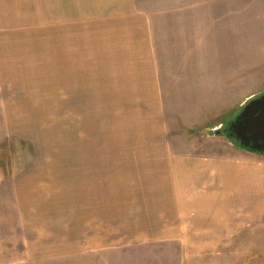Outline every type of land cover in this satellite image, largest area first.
Here are the masks:
<instances>
[{
  "label": "crops",
  "instance_id": "crops-1",
  "mask_svg": "<svg viewBox=\"0 0 264 264\" xmlns=\"http://www.w3.org/2000/svg\"><path fill=\"white\" fill-rule=\"evenodd\" d=\"M180 10L0 0V116L34 123L18 133H47L50 123L52 161L24 175L25 194L51 189L41 217L56 222L34 232L66 231L47 258L104 251L113 234L121 248L264 249V155L241 145L203 152L173 136L188 132L173 128L167 108L163 42L178 34L162 23Z\"/></svg>",
  "mask_w": 264,
  "mask_h": 264
},
{
  "label": "rangeland",
  "instance_id": "rangeland-1",
  "mask_svg": "<svg viewBox=\"0 0 264 264\" xmlns=\"http://www.w3.org/2000/svg\"><path fill=\"white\" fill-rule=\"evenodd\" d=\"M148 1L158 8L181 9L170 23H162V28L170 24L171 32L178 34L174 45L163 42L167 108L173 128L188 132L173 136L203 152L221 153L240 145L228 127L248 102L264 94V0ZM4 120L1 115L0 264H264V249L192 250L156 243L121 248L114 234L108 235L109 248L104 251L47 258L48 248L55 245L50 243L66 231L42 236L34 232H50L56 222L50 212L44 213L49 218L41 217L45 210L41 200L50 196L51 189L45 182L40 195L25 194L29 177L24 175L31 166L52 161L50 123H42L47 133H35L37 139L34 133L16 132L19 125L26 130L34 123ZM37 142L44 147H37ZM44 149L46 153H40ZM42 239L44 248L36 249L32 242L42 244Z\"/></svg>",
  "mask_w": 264,
  "mask_h": 264
},
{
  "label": "water",
  "instance_id": "water-1",
  "mask_svg": "<svg viewBox=\"0 0 264 264\" xmlns=\"http://www.w3.org/2000/svg\"><path fill=\"white\" fill-rule=\"evenodd\" d=\"M229 130L241 146L264 153V94L246 104L230 123Z\"/></svg>",
  "mask_w": 264,
  "mask_h": 264
},
{
  "label": "flooded vegetation",
  "instance_id": "flooded-vegetation-1",
  "mask_svg": "<svg viewBox=\"0 0 264 264\" xmlns=\"http://www.w3.org/2000/svg\"><path fill=\"white\" fill-rule=\"evenodd\" d=\"M228 131H229L230 134H232L231 131L229 130V127H228ZM233 138H234V137H233ZM234 139L236 140V138H234Z\"/></svg>",
  "mask_w": 264,
  "mask_h": 264
},
{
  "label": "trees",
  "instance_id": "trees-1",
  "mask_svg": "<svg viewBox=\"0 0 264 264\" xmlns=\"http://www.w3.org/2000/svg\"><path fill=\"white\" fill-rule=\"evenodd\" d=\"M252 152H254V151H252Z\"/></svg>",
  "mask_w": 264,
  "mask_h": 264
}]
</instances>
